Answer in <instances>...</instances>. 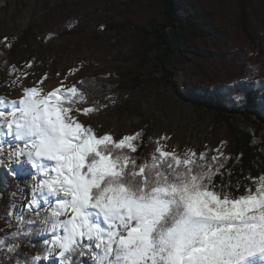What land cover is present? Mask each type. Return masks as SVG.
<instances>
[{
    "label": "snow or ice",
    "instance_id": "obj_1",
    "mask_svg": "<svg viewBox=\"0 0 264 264\" xmlns=\"http://www.w3.org/2000/svg\"><path fill=\"white\" fill-rule=\"evenodd\" d=\"M47 79L24 87L19 99L0 96V133L7 138L0 140V167L26 163L35 172L26 211L37 219L18 217V224L51 234L32 261L264 264V174L247 177L251 183L237 195L230 180H215L230 159L220 149L223 159L209 162L207 152L181 154L157 142L151 159L138 162L133 153L142 132L99 134L79 119L99 111L82 107L83 89L61 81L46 90ZM234 187L239 191L241 182ZM20 234L19 226L11 233Z\"/></svg>",
    "mask_w": 264,
    "mask_h": 264
},
{
    "label": "rangeland",
    "instance_id": "obj_2",
    "mask_svg": "<svg viewBox=\"0 0 264 264\" xmlns=\"http://www.w3.org/2000/svg\"><path fill=\"white\" fill-rule=\"evenodd\" d=\"M261 1L258 8L246 10L251 36L242 23L244 10L240 0H202L211 15L212 27L223 39H232L244 50L242 60L247 64L260 61L264 64V0ZM107 3L115 19L128 21L142 5H155L158 0H109ZM80 6L84 9L81 22L74 19L59 25L63 29V26L71 28L82 23L87 27L86 32L61 34L46 27L50 16H60L63 10ZM104 6L99 0H0V47L6 45L8 48L6 67H0V96L19 99L24 87L33 86L45 74L48 77L43 84L46 90L60 86L61 81L78 86L85 77L97 78L110 83V91L103 100L96 103L88 100L82 105L99 111L87 117L81 115L79 119L99 134L112 133L119 139L142 132V137L135 142L137 145L147 140L155 145L159 142L167 150L175 149L181 154L188 150L197 154L207 152L209 162L213 155L222 159L215 150L220 149L225 154L224 135L216 131L211 118L200 114L184 95L194 85L209 86V77H218L227 69L225 64L213 57L206 60L189 55L169 82L162 72L155 70V57L140 54V50L137 52L136 37L131 30L115 34L101 28L95 33L88 27L86 19L103 13ZM223 39L203 34L195 40V45L205 51H216ZM232 74L234 78L241 76L237 70ZM0 140L7 138L0 133ZM12 143L17 142L13 140ZM2 167L12 172L18 186L11 196L9 225L12 226L4 229L6 244L0 250H4L5 257L13 260V264H18L14 259L24 243L37 240L44 252L43 241L50 239L51 234H37L36 224H18V217L37 219L35 213L26 211L32 197L34 170L26 163L11 161ZM46 207L41 200L38 210L41 216ZM18 226L21 234L12 237L11 233L16 232ZM29 229L33 231L29 233ZM13 245L16 249L10 252ZM86 258H80L82 264H93V261H85ZM43 261L58 264L55 258Z\"/></svg>",
    "mask_w": 264,
    "mask_h": 264
},
{
    "label": "trees",
    "instance_id": "obj_3",
    "mask_svg": "<svg viewBox=\"0 0 264 264\" xmlns=\"http://www.w3.org/2000/svg\"><path fill=\"white\" fill-rule=\"evenodd\" d=\"M99 1L105 5L104 11L89 16L86 19L88 27L95 33L101 28L115 34L131 30L136 37L137 52L140 50V54L155 57V70L162 72L167 81L172 82V74L186 63L189 55L206 60L213 57L225 64L227 69H223L218 77H209V86L194 85L184 96L200 114L211 118L213 128L226 139L224 155L230 159L221 170L222 175L215 177L216 182L228 183L230 180L233 193H243L244 185L251 183L247 177L264 174V64L261 61L247 64L242 60L244 50L232 39H223V35L212 27L211 15L202 0H158L155 5H142L128 21L113 17L107 7L109 0ZM240 3L244 10L243 26L253 36L247 29L250 21L246 10L258 8L262 1L240 0ZM83 13L81 6L65 9L60 16H50L46 27L61 34L86 32L87 27L82 23L71 28L63 26V29L59 25L74 19L81 22ZM203 34L223 39L222 46L216 51L199 49L195 40ZM7 57L8 48L2 45L0 67H6ZM234 70L240 72L239 78L233 77ZM82 80L86 83L78 87L86 92L90 103L103 100L110 91V83L93 77ZM155 146L153 142L142 140L133 155L138 156V162L150 160ZM237 181L241 182L239 191L234 187ZM17 186L18 181L12 172L0 167V239L4 238V229L10 223L11 196ZM40 246L37 240L24 243L14 260L20 264H35L31 258L39 252L44 253ZM88 260L87 257L85 261ZM0 264H13V260L5 257L4 250H0ZM41 264L48 263L42 261Z\"/></svg>",
    "mask_w": 264,
    "mask_h": 264
}]
</instances>
